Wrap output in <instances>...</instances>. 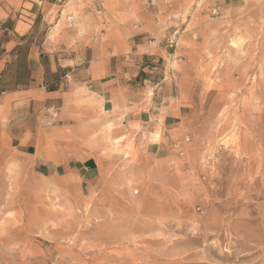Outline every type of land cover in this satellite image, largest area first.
Returning a JSON list of instances; mask_svg holds the SVG:
<instances>
[{"label": "rangeland", "instance_id": "obj_1", "mask_svg": "<svg viewBox=\"0 0 264 264\" xmlns=\"http://www.w3.org/2000/svg\"><path fill=\"white\" fill-rule=\"evenodd\" d=\"M110 1L149 12L188 114L156 155L92 99L28 150L0 111V264H264V0ZM78 150L98 180L46 174Z\"/></svg>", "mask_w": 264, "mask_h": 264}, {"label": "crops", "instance_id": "obj_2", "mask_svg": "<svg viewBox=\"0 0 264 264\" xmlns=\"http://www.w3.org/2000/svg\"><path fill=\"white\" fill-rule=\"evenodd\" d=\"M113 2L0 0V111L24 116L15 129L23 150L43 117L53 119L47 112L73 109L84 98L146 140L152 154L177 136L188 108L168 89L164 47L149 42L157 26L149 12L112 8ZM45 159L49 176L71 171L98 180L99 161L89 153L78 150L60 164L49 152Z\"/></svg>", "mask_w": 264, "mask_h": 264}, {"label": "built area", "instance_id": "obj_3", "mask_svg": "<svg viewBox=\"0 0 264 264\" xmlns=\"http://www.w3.org/2000/svg\"><path fill=\"white\" fill-rule=\"evenodd\" d=\"M60 1H64V0H60Z\"/></svg>", "mask_w": 264, "mask_h": 264}]
</instances>
